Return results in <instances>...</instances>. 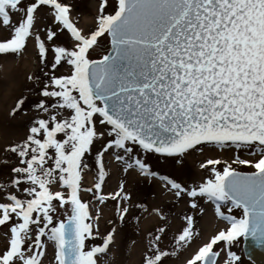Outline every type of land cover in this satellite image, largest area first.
Segmentation results:
<instances>
[{
	"label": "snow or ice",
	"instance_id": "1",
	"mask_svg": "<svg viewBox=\"0 0 264 264\" xmlns=\"http://www.w3.org/2000/svg\"><path fill=\"white\" fill-rule=\"evenodd\" d=\"M108 6L101 0L94 28L84 31L64 0H0L8 33L0 55H20L34 40L44 77H35L42 87L26 137L4 148L18 163L0 181V264H44L49 246L55 264H98L119 225L108 219L102 244L90 246L100 235L101 212L93 215L81 194L115 201L120 224L142 207L133 205L123 180L115 192H103L106 155L126 174L158 180L176 200L190 198L191 209L203 212L200 200L214 205L227 226L185 264H218L221 243L228 249L224 264H238L241 257L230 250L238 238L264 247V0H114L106 12ZM46 18L51 26H41ZM65 29L71 46L56 42ZM102 41L105 54L93 58ZM24 104L19 99L13 113ZM204 145L234 148L235 158L208 159L200 167L211 166L210 175L189 186L154 170L180 164ZM242 151L251 158H241ZM93 153L94 183L85 187ZM153 212L166 220L160 209ZM184 220L171 250L165 227L147 232L142 264H167L190 247L198 233L192 215Z\"/></svg>",
	"mask_w": 264,
	"mask_h": 264
},
{
	"label": "rangeland",
	"instance_id": "2",
	"mask_svg": "<svg viewBox=\"0 0 264 264\" xmlns=\"http://www.w3.org/2000/svg\"><path fill=\"white\" fill-rule=\"evenodd\" d=\"M72 7L71 17L76 23V26L84 31H89L94 28L95 20L99 12V4L101 0H64ZM109 6L106 8V12L113 10L112 5L114 0H108ZM18 14L14 15L13 19L16 20ZM47 24L51 26L52 21L50 18L42 19L41 26ZM7 29L0 25V38L7 35ZM42 38L45 37V33H41ZM57 43H64L67 46H71V36L67 30H63L58 34ZM106 41H102V47L98 48L93 54V58H99L105 54ZM52 54H49V61L52 60ZM11 62L7 64L6 62ZM14 67V69L12 68ZM43 66L39 62L38 51L35 47L34 40H29L27 48L20 55H0V181L7 179L11 174V167L16 166L18 159L14 154H8L4 151L7 146L23 140L27 135V130L32 119L36 117V112L33 107L34 103L38 102L40 97L37 95L42 84H38L35 81L36 76H40L41 80L44 79L41 68ZM8 68L9 73L6 72ZM45 70H50L45 69ZM67 66L59 67L57 74L66 72ZM7 73V77L4 74ZM33 76V80H29L28 77ZM14 81L16 88H12L11 82ZM6 93H8L7 96ZM24 98L25 104L21 109L13 113V108L19 99ZM203 150H190L182 158H180V164H175L169 161L165 164L154 165V170L159 171L161 174L169 175L177 182H181L186 186L198 184L208 175H210V168L206 171L202 169L200 165L206 163L208 159H219L221 161L231 162L236 155V150L233 149H220L211 145L202 146ZM241 158H251L247 156V153L240 152ZM155 158H153L154 160ZM4 161H8L7 164ZM88 163L92 171L87 172L84 177V186L90 187L87 184V174H91L92 184L95 178V162L94 153L93 156L88 158ZM113 166L117 174L113 172ZM222 170V165L218 166ZM240 171H251L252 169L233 165ZM105 168L109 175L106 177V182L103 186V192L105 194L115 192L121 180L125 182L126 190L131 193L133 205L140 204L142 207H133L131 209V215H129L123 224H120L115 215V201L108 200L104 204H100L96 201L91 193H82V199L89 202L90 211L95 215L96 210L101 212L100 220V235L96 239L89 241V245L102 244L103 235L107 234V231L111 229V225L107 224L108 219H113L118 227V231L115 236L117 241L116 245L110 246L106 254H98V264H132L129 262L128 256L131 243L137 242L144 243V247L147 244V232L153 231L157 227H165L167 231V237L165 238V245L168 246V250H171V238L173 235L178 234L179 230H182L183 226H186L184 217L186 215H192L194 217V235L193 241L190 247L181 249L177 252L176 256L167 258V264H185L187 258H189L190 251L193 253L199 246L207 242L208 239L219 230L225 228L226 222L220 220L215 215L214 205L211 202H204L200 200V207L204 209L201 212L199 209H191L188 200L190 198L184 197L181 200H176L172 193L163 188L161 182L158 180H149L138 174H126L123 172V165L115 161L111 156L105 157ZM154 208L160 209L166 220H161L159 216L153 212ZM226 211V209H225ZM234 213L239 215L238 212ZM154 219H151V216ZM62 218V217H61ZM136 218H139L138 220ZM148 218V224L146 228L141 230L142 221ZM150 220V221H149ZM4 229L0 227V247L4 244ZM142 233H141V232ZM142 234V236L140 235ZM140 239V240H139ZM242 237L238 238L233 243L230 250L235 252L241 257L238 264H249V262L243 257L241 250ZM196 248H195V247ZM194 247V249H193ZM216 250L221 252V256L218 258V264H224L227 259V247L221 243L215 246ZM125 249V250H124ZM193 249V250H192ZM145 250V248H144ZM142 251V254L144 252ZM141 259H138L139 264H142ZM44 264H55L53 249L49 246L47 256Z\"/></svg>",
	"mask_w": 264,
	"mask_h": 264
},
{
	"label": "bare ground",
	"instance_id": "3",
	"mask_svg": "<svg viewBox=\"0 0 264 264\" xmlns=\"http://www.w3.org/2000/svg\"><path fill=\"white\" fill-rule=\"evenodd\" d=\"M7 64H11V65H13L11 62H6ZM13 69H14V67H12ZM6 72H8L9 73V70H8V68L6 69ZM4 76H8L7 75V73L6 74H4ZM11 86H12V88H16V86H15V83H14V81H12L11 82ZM8 95V93H6V95H4V96H7ZM113 173L116 175L117 174V172H116V170H115V167L113 166ZM87 184H88V186H91L92 185V178H91V174L90 173H88L87 174ZM152 219H154V216L152 215L151 216V219L150 220H152ZM148 218L146 219V220H144V221H142V224H141V230H142V232L143 233H145L144 231V229L146 228V225L148 224ZM149 220V221H150ZM144 230V231H143ZM141 232V231H140ZM141 232V233H142ZM141 236H142V234H140ZM140 240V239H139ZM116 243H117V241L115 240V245H116ZM132 244V246L130 247V249H128L129 250V254H128V256L130 257V260H129V262L130 263H132V264H139V262L140 261H138V259H141V254H142V251L144 250V243L142 244L141 242L139 243V242H137L136 243V241H135V244H133V243H131ZM195 247V246H194ZM194 247H193V249H194ZM196 248V247H195ZM192 249V250H193ZM125 250V249H124ZM196 250V249H195ZM192 253H191V251H190V254H189V257H190V255H191ZM248 262H249V264H253L251 261H249L248 260Z\"/></svg>",
	"mask_w": 264,
	"mask_h": 264
},
{
	"label": "water",
	"instance_id": "4",
	"mask_svg": "<svg viewBox=\"0 0 264 264\" xmlns=\"http://www.w3.org/2000/svg\"><path fill=\"white\" fill-rule=\"evenodd\" d=\"M244 257L253 264H264V247L259 246L251 238L242 241Z\"/></svg>",
	"mask_w": 264,
	"mask_h": 264
}]
</instances>
